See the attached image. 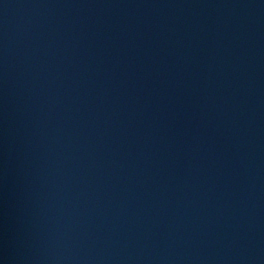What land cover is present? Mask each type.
Instances as JSON below:
<instances>
[{"label":"water","instance_id":"1","mask_svg":"<svg viewBox=\"0 0 264 264\" xmlns=\"http://www.w3.org/2000/svg\"><path fill=\"white\" fill-rule=\"evenodd\" d=\"M0 264H264V0H0Z\"/></svg>","mask_w":264,"mask_h":264}]
</instances>
